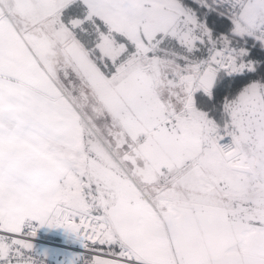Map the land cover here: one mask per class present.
<instances>
[{
	"label": "snow or ice",
	"instance_id": "obj_1",
	"mask_svg": "<svg viewBox=\"0 0 264 264\" xmlns=\"http://www.w3.org/2000/svg\"><path fill=\"white\" fill-rule=\"evenodd\" d=\"M17 5L90 87L0 15V264L45 224L84 264H264V0Z\"/></svg>",
	"mask_w": 264,
	"mask_h": 264
},
{
	"label": "crops",
	"instance_id": "obj_2",
	"mask_svg": "<svg viewBox=\"0 0 264 264\" xmlns=\"http://www.w3.org/2000/svg\"><path fill=\"white\" fill-rule=\"evenodd\" d=\"M0 15H3L4 17L11 19L13 22H15L18 26V28L23 31L25 24L27 23V30L37 36H46L50 40L55 41V49H56V57L55 59L58 61L56 64L57 69L61 73V79H63V68L65 64V57H64V50L66 48L67 42L61 43L59 41L55 40L54 32L58 31L60 29V17L58 16L53 22L52 17H45L38 19L35 23L27 22L23 18V14L21 13L18 5L17 0H0ZM70 39H76L71 37ZM74 67L75 65H70L68 67L69 71V77L71 81H76V76L74 75ZM66 80V79H64ZM44 232L48 234V236L42 235V238L54 241L57 244L63 243L68 241L69 237L74 235L73 233H70L62 226H49L47 224L43 225ZM49 250V252L59 258H63L67 262H71L73 260L72 258V252L65 248L64 246L56 245V246H46Z\"/></svg>",
	"mask_w": 264,
	"mask_h": 264
},
{
	"label": "built area",
	"instance_id": "obj_3",
	"mask_svg": "<svg viewBox=\"0 0 264 264\" xmlns=\"http://www.w3.org/2000/svg\"><path fill=\"white\" fill-rule=\"evenodd\" d=\"M37 221L26 222L25 231L29 232L32 230V226H36ZM44 232L43 225L36 227V235L30 236L29 240L33 244V249L31 255L34 258L35 264H84L83 254L87 251L84 247V241L81 237L76 234L69 237L68 241L63 243H56L54 241H49L42 238V233ZM64 246L72 252L73 260L67 262L63 258H59L49 252L46 246Z\"/></svg>",
	"mask_w": 264,
	"mask_h": 264
},
{
	"label": "rangeland",
	"instance_id": "obj_4",
	"mask_svg": "<svg viewBox=\"0 0 264 264\" xmlns=\"http://www.w3.org/2000/svg\"><path fill=\"white\" fill-rule=\"evenodd\" d=\"M63 18H64L65 21L67 20V19H65V17H63ZM78 37H79L81 40L83 39L84 41H87V38H84L82 34L78 35ZM69 80H70V78H68V79H66V80L62 79L63 84H65V85H69ZM73 82H74L75 85L77 86V91H78L79 89H81V88H82L83 90H85V91H88V90H89V87H90V86H89L86 82H82L81 80H78V79H76V81H73ZM69 90L72 91L70 85H69ZM77 91H73L72 94H73V95H77ZM90 100H91V93H90ZM97 123H98V124H102L103 122H102V121H97Z\"/></svg>",
	"mask_w": 264,
	"mask_h": 264
},
{
	"label": "trees",
	"instance_id": "obj_5",
	"mask_svg": "<svg viewBox=\"0 0 264 264\" xmlns=\"http://www.w3.org/2000/svg\"><path fill=\"white\" fill-rule=\"evenodd\" d=\"M64 17H65V19H67V13H64ZM81 33L79 32V31H76L75 33H74V38H76L77 40H81L79 37H78V35H80ZM84 38H87V37H85V36H83ZM83 40V39H82ZM84 41V40H83ZM86 42V41H85ZM42 235H44V236H48V234H46V233H42Z\"/></svg>",
	"mask_w": 264,
	"mask_h": 264
}]
</instances>
